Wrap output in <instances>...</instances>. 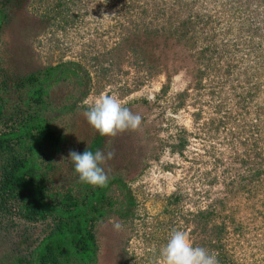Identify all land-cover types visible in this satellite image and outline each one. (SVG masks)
Segmentation results:
<instances>
[{
  "label": "rangeland",
  "instance_id": "obj_1",
  "mask_svg": "<svg viewBox=\"0 0 264 264\" xmlns=\"http://www.w3.org/2000/svg\"><path fill=\"white\" fill-rule=\"evenodd\" d=\"M67 62L82 84L60 83L47 100L67 140L40 159L50 193L76 176L69 151L99 135L85 99L115 94L142 118L99 135L97 150L115 154L101 167L126 187L112 186V213L93 226L96 264H158L174 229L219 264H264V0H24L9 12L0 79ZM7 99L5 112L26 110ZM9 210L0 264L29 256L53 224Z\"/></svg>",
  "mask_w": 264,
  "mask_h": 264
},
{
  "label": "trees",
  "instance_id": "obj_2",
  "mask_svg": "<svg viewBox=\"0 0 264 264\" xmlns=\"http://www.w3.org/2000/svg\"><path fill=\"white\" fill-rule=\"evenodd\" d=\"M22 1L0 0V28L8 23L9 12ZM80 69L74 62H67L16 79H0V125L5 126L0 130V215L10 213L9 207L16 205L23 221L51 219L53 223L29 256H12L11 264H96L93 226L112 213V186H124L120 179L107 173V185L93 187L79 182L76 173L67 191L55 194L46 187L40 159L46 152H62L67 142L44 115L48 111L47 100L50 91L60 83L73 78L82 84ZM11 94L20 98L26 110H18V106H12L8 112L3 110ZM84 94L81 93L82 97ZM70 109L64 106L55 112ZM101 140L98 135L77 152L88 149L95 154Z\"/></svg>",
  "mask_w": 264,
  "mask_h": 264
},
{
  "label": "clouds",
  "instance_id": "obj_3",
  "mask_svg": "<svg viewBox=\"0 0 264 264\" xmlns=\"http://www.w3.org/2000/svg\"><path fill=\"white\" fill-rule=\"evenodd\" d=\"M83 103L89 106V110L84 113L87 122L100 136L111 137L128 130L136 131L141 125V116L125 107L115 94L101 93L94 100L85 99ZM114 155V152L105 154L100 150L95 154L88 149L83 153L69 151V159L74 164L79 182L93 187L107 185L108 175L101 165ZM61 160L65 159L62 157ZM113 227L119 231L122 225L116 222ZM158 264H219V261L215 253H210L204 247L193 246L185 231L174 229L160 249Z\"/></svg>",
  "mask_w": 264,
  "mask_h": 264
}]
</instances>
